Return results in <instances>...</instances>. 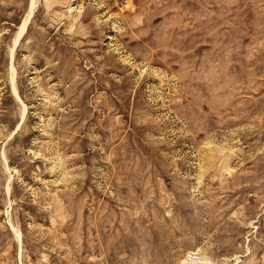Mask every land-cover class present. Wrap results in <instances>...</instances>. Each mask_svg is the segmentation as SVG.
<instances>
[{
  "label": "rangeland",
  "instance_id": "rangeland-1",
  "mask_svg": "<svg viewBox=\"0 0 264 264\" xmlns=\"http://www.w3.org/2000/svg\"><path fill=\"white\" fill-rule=\"evenodd\" d=\"M0 264H264V0H0Z\"/></svg>",
  "mask_w": 264,
  "mask_h": 264
},
{
  "label": "bare ground",
  "instance_id": "bare-ground-1",
  "mask_svg": "<svg viewBox=\"0 0 264 264\" xmlns=\"http://www.w3.org/2000/svg\"><path fill=\"white\" fill-rule=\"evenodd\" d=\"M33 8V7H32Z\"/></svg>",
  "mask_w": 264,
  "mask_h": 264
}]
</instances>
